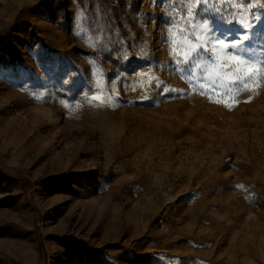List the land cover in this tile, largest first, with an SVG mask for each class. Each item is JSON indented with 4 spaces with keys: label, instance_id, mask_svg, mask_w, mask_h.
<instances>
[{
    "label": "rangeland",
    "instance_id": "374dc122",
    "mask_svg": "<svg viewBox=\"0 0 264 264\" xmlns=\"http://www.w3.org/2000/svg\"><path fill=\"white\" fill-rule=\"evenodd\" d=\"M167 11L0 0V264H264V84L212 102Z\"/></svg>",
    "mask_w": 264,
    "mask_h": 264
},
{
    "label": "snow or ice",
    "instance_id": "6c2138e0",
    "mask_svg": "<svg viewBox=\"0 0 264 264\" xmlns=\"http://www.w3.org/2000/svg\"><path fill=\"white\" fill-rule=\"evenodd\" d=\"M150 2L156 3V0ZM253 2L162 0V6H168L165 35L171 54L179 53L178 45L186 48L181 61L188 65L186 71L191 75V69L198 67L201 74L195 79L201 84L208 83L212 91H218L219 98L212 102L223 104L229 111L241 102L236 97L251 91V85L264 84V49L256 50L250 35L252 23L247 20V5ZM261 3L264 4V0ZM96 87L100 95L91 93L89 102L111 104L112 96L103 94L102 83ZM190 87L201 95L209 94L208 90L201 91L191 82ZM229 98L231 102H227Z\"/></svg>",
    "mask_w": 264,
    "mask_h": 264
},
{
    "label": "trees",
    "instance_id": "16d2710c",
    "mask_svg": "<svg viewBox=\"0 0 264 264\" xmlns=\"http://www.w3.org/2000/svg\"><path fill=\"white\" fill-rule=\"evenodd\" d=\"M104 58L105 60L108 62L109 66L111 68H116L119 66L118 64V60L115 59L112 55H109V53L105 52V53H100Z\"/></svg>",
    "mask_w": 264,
    "mask_h": 264
}]
</instances>
